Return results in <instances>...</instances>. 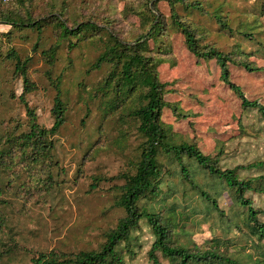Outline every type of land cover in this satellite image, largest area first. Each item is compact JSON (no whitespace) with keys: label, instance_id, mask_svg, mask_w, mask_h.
<instances>
[{"label":"trees","instance_id":"trees-1","mask_svg":"<svg viewBox=\"0 0 264 264\" xmlns=\"http://www.w3.org/2000/svg\"><path fill=\"white\" fill-rule=\"evenodd\" d=\"M35 1H0V25L9 26L0 30V264H11L21 247L14 220L22 209L15 203L46 198L68 181L61 153L65 133L77 137L73 144L82 152L76 177L103 151L124 158L118 175H93L90 190L121 180L115 201L125 214L97 248L42 252L32 264H126L142 245L144 226L154 236L147 251L151 264H264V208L253 196L264 195V161L226 167V143L206 154L197 140L174 131L165 109L177 118L187 114L167 101L173 82L162 81L159 71L164 63L176 65L171 34L181 33L197 61L215 63L246 114L254 112L264 123V105L247 98L230 72V64L264 71L250 59L264 58V0H167L169 14L160 9L162 0H125V20L133 14L148 20L130 33L118 27L110 6L84 12L72 0ZM222 38L230 43L221 46ZM85 50L92 52L86 68L72 75V54ZM38 60L49 66L45 74L57 92L50 126L41 122L39 105L30 103L38 93ZM92 72L96 79L89 83ZM17 79L23 84L19 96L5 87ZM224 196L227 207L220 204ZM202 222L212 235L198 243L193 233Z\"/></svg>","mask_w":264,"mask_h":264},{"label":"rangeland","instance_id":"rangeland-1","mask_svg":"<svg viewBox=\"0 0 264 264\" xmlns=\"http://www.w3.org/2000/svg\"><path fill=\"white\" fill-rule=\"evenodd\" d=\"M41 0H36L35 4ZM137 2L138 0H132ZM125 0H72V7L79 11L85 7L84 12L98 8L111 7L116 12L118 27L125 33H130L132 28L147 26L148 20L144 15H130L124 18L121 10ZM160 9L170 13L167 0H162ZM83 11V10H82ZM9 26L0 25V30H8ZM173 53L176 65L164 63L159 67L160 78L164 82H173L170 86L174 91L166 95L171 104L177 103L187 114L177 118L173 110L167 107L164 119L173 125L174 131L197 140L201 150L206 154H215L219 142L226 143L227 152L222 161L226 167H236L247 164L255 159L264 161V123L258 121L257 114H246L242 107L241 99L220 78L219 67L213 62H198L185 45L181 33L171 34ZM230 40L222 38L220 45L225 46ZM17 46L30 50L29 44L20 42ZM75 65L72 75L78 68H86V60L92 52H76L72 54ZM251 60L264 66V58L251 56ZM64 64L58 65L63 69ZM34 67L33 78L38 85V93L30 96V103L38 104V114L42 123L50 126L53 123L50 114L51 100L56 95V90L49 84L46 69L49 66L38 60ZM57 67V68H58ZM231 80L240 85L251 100L258 99L264 105V71H248L246 68L230 64ZM67 75V74H66ZM89 83L96 79L92 72L87 78ZM6 90L19 96L23 92L21 79L6 83ZM4 88V84L2 86ZM73 92L72 96L75 97ZM16 111L25 114V109L19 103L14 104ZM10 113V112H8ZM74 131V127H72ZM232 136H236L231 140ZM77 137L71 140L68 133L63 134L61 141L63 163L68 179L66 184L57 189L46 198H34L31 202L15 203L14 209L19 211L15 220V228L20 232L18 236L21 247L11 264H32L33 259L40 253L51 251L72 252L82 249L97 248L104 240V232L116 226L118 219L124 216L125 211L115 201L116 185L122 181L117 179L104 180L95 190H90L93 175L116 176L125 168L124 158L112 151H103L95 160L86 162L83 176L76 177L75 170L82 152L73 144ZM254 203L264 208V195L253 194ZM230 203L228 196L220 199L222 207ZM17 213V211H16ZM15 213V214H16ZM142 245L136 247L134 255L126 256V264H151L147 251L150 249L154 236L151 230L143 227L140 232ZM212 228L208 222H202L193 233V239L198 243L210 238ZM164 264H173L165 259Z\"/></svg>","mask_w":264,"mask_h":264},{"label":"built area","instance_id":"built-area-1","mask_svg":"<svg viewBox=\"0 0 264 264\" xmlns=\"http://www.w3.org/2000/svg\"><path fill=\"white\" fill-rule=\"evenodd\" d=\"M1 2H4V3H7V2H10L12 0H0Z\"/></svg>","mask_w":264,"mask_h":264}]
</instances>
